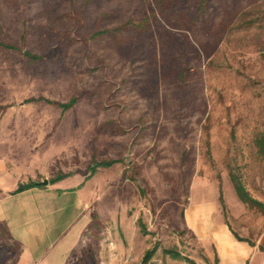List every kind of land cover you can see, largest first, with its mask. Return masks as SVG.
Masks as SVG:
<instances>
[{
	"label": "rangeland",
	"instance_id": "obj_1",
	"mask_svg": "<svg viewBox=\"0 0 264 264\" xmlns=\"http://www.w3.org/2000/svg\"><path fill=\"white\" fill-rule=\"evenodd\" d=\"M155 1L0 0V153L54 190L66 264H217L184 215L219 198L264 244L233 189L264 207V0Z\"/></svg>",
	"mask_w": 264,
	"mask_h": 264
},
{
	"label": "crops",
	"instance_id": "obj_2",
	"mask_svg": "<svg viewBox=\"0 0 264 264\" xmlns=\"http://www.w3.org/2000/svg\"><path fill=\"white\" fill-rule=\"evenodd\" d=\"M21 176L19 168L0 153V227L5 230V239L18 246L13 256L0 264H66L74 245L60 242L55 227L58 203L54 190L38 185L42 181L39 177L30 180L36 186L16 192ZM218 204L219 200L190 202L184 215L187 229L202 247L214 252L217 264H264L260 242L250 245L238 241ZM215 215L219 221L214 222ZM75 219L73 216L67 222Z\"/></svg>",
	"mask_w": 264,
	"mask_h": 264
},
{
	"label": "trees",
	"instance_id": "obj_3",
	"mask_svg": "<svg viewBox=\"0 0 264 264\" xmlns=\"http://www.w3.org/2000/svg\"><path fill=\"white\" fill-rule=\"evenodd\" d=\"M167 3L171 4L172 2H171V0H159V1L156 0L154 4L156 6V9L162 10V8L165 7V5ZM203 5H204V0H202L200 2V6H199L198 11H201ZM31 58L36 59V57H31ZM48 103H51V102H48ZM75 103H76V99L72 98L67 104H63V105L62 104H58V105L61 106V108L65 111V110H68V109L72 108L75 105ZM109 163H113V162H109ZM109 163H105V164H109ZM34 186H36V184H34V183H29V184L24 185V186H19L18 189L16 190V192H22V191L27 190V189H29L31 187H34ZM233 189L235 191V194H236L237 198L239 199V201L242 204H244V205H246V206H248L250 208H256V209L260 210L262 212V214L264 215V207H263V205L261 203H259L258 201L250 198L248 193L244 190V188L241 186L239 181H237L236 179L233 180ZM219 200L221 201V198H219ZM222 210H223V213H225L224 206H222ZM224 218H225V216H224ZM226 225L229 227L228 223H226ZM2 231H3V233H5V230L3 228H2ZM230 231H231L233 236L238 241H245V242L249 243L250 245H253L252 242H250L248 240H245V239H242L241 237H239L237 234H235V232H233V230L230 229ZM259 250L262 253H264V244L260 243ZM154 252H155V250L152 249V250L147 251L145 253V255L143 257V260H142L143 264H145L146 261H148L152 257ZM79 253L82 255L81 259H83V255H87L91 259L92 262L94 261L93 257L89 253L88 254L85 253L84 250H80Z\"/></svg>",
	"mask_w": 264,
	"mask_h": 264
},
{
	"label": "water",
	"instance_id": "obj_4",
	"mask_svg": "<svg viewBox=\"0 0 264 264\" xmlns=\"http://www.w3.org/2000/svg\"><path fill=\"white\" fill-rule=\"evenodd\" d=\"M38 185H40V186H46L47 185V182L46 181H43V182L38 183Z\"/></svg>",
	"mask_w": 264,
	"mask_h": 264
}]
</instances>
